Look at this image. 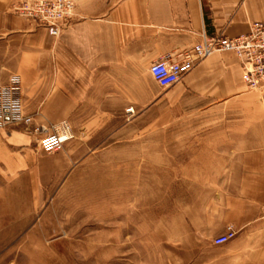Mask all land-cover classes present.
<instances>
[{
  "label": "crops",
  "instance_id": "1",
  "mask_svg": "<svg viewBox=\"0 0 264 264\" xmlns=\"http://www.w3.org/2000/svg\"><path fill=\"white\" fill-rule=\"evenodd\" d=\"M12 1L0 0V83L19 75L23 110L32 118L0 127V242L10 239L9 226L30 238L45 186H57L92 154L99 142L92 130L104 114L117 120L157 104L188 103L204 116L191 167L207 176L200 189L207 194L199 217L205 223L196 227L203 232L192 233L211 241L226 226L234 230L207 251L220 252L207 264H264V85L246 87L228 50L195 62L172 94L147 70L203 35L247 32L251 21H264V0H75L56 36L11 12ZM61 120L72 136L56 151H41L39 137Z\"/></svg>",
  "mask_w": 264,
  "mask_h": 264
},
{
  "label": "rangeland",
  "instance_id": "2",
  "mask_svg": "<svg viewBox=\"0 0 264 264\" xmlns=\"http://www.w3.org/2000/svg\"><path fill=\"white\" fill-rule=\"evenodd\" d=\"M19 1L8 9L17 14ZM193 110L168 102L117 120L104 114L92 130L99 140L92 154L57 186H45L30 238L9 226L0 264H207L220 252H207L219 244L192 233L203 232L196 227L205 223L207 195L200 191L206 172L191 167L204 120Z\"/></svg>",
  "mask_w": 264,
  "mask_h": 264
},
{
  "label": "built area",
  "instance_id": "3",
  "mask_svg": "<svg viewBox=\"0 0 264 264\" xmlns=\"http://www.w3.org/2000/svg\"><path fill=\"white\" fill-rule=\"evenodd\" d=\"M75 0H21L13 4L12 9L42 26L52 36L69 23L73 14ZM228 50L234 53L240 67V76L248 88L264 85V21L249 23L247 32L234 36L215 34L203 35L190 48L178 54L177 58H158L151 61L147 70L151 78L162 87L177 82L195 62L212 51ZM21 81L16 73H11L0 83V127L22 122L27 124L31 114L24 112L21 99ZM131 111V107H127ZM72 136L67 121L61 120L51 126V130L41 135L38 147L43 152H53ZM258 219L264 228V201L260 205ZM234 230L226 226L225 230L212 238L213 244H222L230 239Z\"/></svg>",
  "mask_w": 264,
  "mask_h": 264
}]
</instances>
